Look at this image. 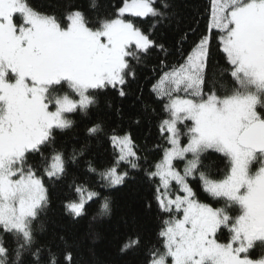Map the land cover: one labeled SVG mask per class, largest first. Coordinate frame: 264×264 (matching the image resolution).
<instances>
[{
    "label": "snow or ice",
    "instance_id": "6c2138e0",
    "mask_svg": "<svg viewBox=\"0 0 264 264\" xmlns=\"http://www.w3.org/2000/svg\"><path fill=\"white\" fill-rule=\"evenodd\" d=\"M58 6L0 0V264H70L63 235V247L39 238L51 190L63 186L72 220L90 210L101 219L111 190L138 177L160 223L130 232L122 254L264 264L252 256L264 249V0H208L171 49L157 36L172 26L171 0ZM153 52L145 93L137 69ZM130 95L141 106L132 124L157 129L151 148L101 116L102 105L121 116ZM100 144L112 151L94 156ZM211 153L225 162L222 178L206 170Z\"/></svg>",
    "mask_w": 264,
    "mask_h": 264
},
{
    "label": "trees",
    "instance_id": "16d2710c",
    "mask_svg": "<svg viewBox=\"0 0 264 264\" xmlns=\"http://www.w3.org/2000/svg\"><path fill=\"white\" fill-rule=\"evenodd\" d=\"M35 2L49 11L60 10L58 6L60 0H35ZM88 2L89 0H75V3L81 6H87ZM207 2L208 0H171V11L174 13L173 23L171 27L164 28L157 33L161 42L171 49L178 32L186 30L194 18L203 17ZM103 3L106 7L109 4L115 6L119 0H103ZM157 55L153 52L147 58V67L137 69V83L144 88L145 93L150 87L149 79L152 76L150 68L157 63ZM170 59L174 60L175 57H170ZM216 59L220 60V57L217 56ZM131 87L135 91L137 84L134 83ZM134 100V95H130L127 100L123 101L121 116L117 115L114 108L109 109L106 105H102L101 116L109 125H120L123 129L130 130L137 144L151 148L159 141L157 129L143 121L140 125L132 124L129 118L136 116L141 108L138 102L134 103ZM105 151L110 153L112 150L107 144L95 145L93 155L95 156L97 152L103 154ZM204 163L208 166L206 170L213 178H222L225 162L220 154L211 153ZM111 191L113 205L110 217L93 219L95 213L90 210L88 215L74 221L64 213L62 208V201L67 192L63 186L53 188L50 193V211L44 218L45 230L39 233V238L63 247L58 239L60 235H63L71 242L69 250L72 252V260L70 264H139L140 253L122 254L119 249L121 242L130 232L138 230L151 235L157 230L160 223L159 217L155 212H148L145 209V201L151 195L150 190L138 177ZM200 198L205 199L204 196ZM261 254H264V249H256L252 252L254 258H258Z\"/></svg>",
    "mask_w": 264,
    "mask_h": 264
}]
</instances>
